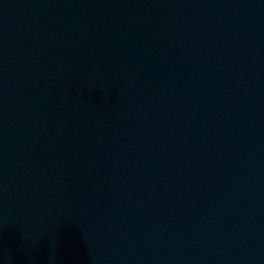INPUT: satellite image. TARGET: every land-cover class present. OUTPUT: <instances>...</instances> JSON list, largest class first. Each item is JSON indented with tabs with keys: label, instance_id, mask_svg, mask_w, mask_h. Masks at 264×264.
Listing matches in <instances>:
<instances>
[{
	"label": "water",
	"instance_id": "water-1",
	"mask_svg": "<svg viewBox=\"0 0 264 264\" xmlns=\"http://www.w3.org/2000/svg\"><path fill=\"white\" fill-rule=\"evenodd\" d=\"M96 0H0V181L51 71Z\"/></svg>",
	"mask_w": 264,
	"mask_h": 264
}]
</instances>
